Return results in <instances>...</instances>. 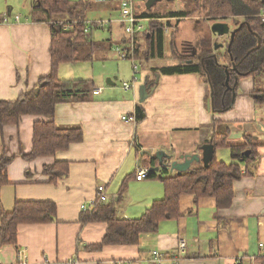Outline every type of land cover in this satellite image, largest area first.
I'll use <instances>...</instances> for the list:
<instances>
[{"label": "crops", "instance_id": "1", "mask_svg": "<svg viewBox=\"0 0 264 264\" xmlns=\"http://www.w3.org/2000/svg\"><path fill=\"white\" fill-rule=\"evenodd\" d=\"M121 2L113 6L106 0L91 1L90 9L99 5L97 10L103 16L110 12L107 9L119 10V16L94 22L85 18L89 25H94L92 29L88 27L92 37L94 28L104 29L109 25L110 38L93 37L96 42L104 43L99 75H90L87 64L79 66L80 63H94L95 58L92 62L63 64L59 68L61 79L89 83V97L84 101L58 104L54 118L60 127L81 128L83 141L72 144L55 157L27 161L22 154L32 151L34 123L43 117L24 116L18 126L4 128L6 153L14 161L7 170L10 184L0 189L1 207L11 212L16 201H50L57 205L58 220L50 224L20 225L17 247H0V264H68L72 260L77 264H151L154 251L165 255L163 264H260V259L264 261V61L261 39L249 27L243 29L245 17H233L219 21L227 23L231 31L238 30L231 43L230 36L218 37L211 32L215 21L205 17L201 7L197 9V3L186 7L185 2L176 4L164 0L150 10L164 16L162 22L173 26L166 31L164 59H168V65L159 66L154 64L157 60H145L142 62L144 67L139 68L138 64L142 63L137 62L135 74L133 62L121 59L117 52V48L127 49L128 45L120 22ZM8 5L5 1L4 7L0 6V16L8 19L7 23L0 24V100L13 102L50 73L51 29L48 24L33 20L31 3L24 14L15 13ZM141 9L140 3L136 2L137 15L149 13L148 9ZM187 10L193 11V15H169ZM16 16H20L19 22H16ZM144 24L146 28L149 21ZM242 29L240 39L249 50H243L244 54L235 58L231 49ZM188 32H195V38L191 39ZM198 40L200 43L196 45ZM221 40L226 45L220 44ZM108 41L110 43H106ZM203 42H209L212 47L207 60L202 56ZM185 43L193 48V61L184 65L202 63L208 67L214 84L230 91L227 99H232L233 106L228 111H214L209 76L162 73L165 68L180 66V58L188 56L182 49ZM173 46L177 48V56ZM221 48L225 50L224 57ZM211 66L216 70L214 74L209 71ZM228 68L231 72L255 73L245 77L235 74V82L230 85ZM124 83L134 87L126 91L122 88ZM142 85L153 86L144 102L140 101ZM94 88L103 90L95 94ZM221 101H225L224 96ZM138 106L145 114L141 121L136 120ZM223 136L225 144L212 148V141L219 138L215 141L219 143ZM233 146H244L250 151L244 156L250 158L253 152V158L236 161L242 177L233 183L234 198L228 207L220 208L213 197L184 194L179 199V217L162 221L155 233L142 234L138 245L105 246L100 251L85 249L100 243L107 230L105 223L83 226L79 221L84 212L82 205L96 199L99 186L105 187L108 201H111L126 183L122 202L116 205L117 214L124 219H138L154 202L166 196L158 167L154 170L157 178L137 180L140 168L152 172L145 165L147 160L164 152L170 158L164 159L168 174L177 175L176 171H171V163L182 162V157L200 158L190 169L210 164L212 157L217 163H236L230 152ZM55 162H68L70 172L66 179L52 185L43 175V167ZM181 240L186 241L187 248L182 257L176 258Z\"/></svg>", "mask_w": 264, "mask_h": 264}, {"label": "trees", "instance_id": "2", "mask_svg": "<svg viewBox=\"0 0 264 264\" xmlns=\"http://www.w3.org/2000/svg\"><path fill=\"white\" fill-rule=\"evenodd\" d=\"M31 16L35 22H43L51 29V71L41 78L37 86L24 92L16 101L0 100V189L10 184L7 177L9 165L14 161L8 157L4 141V128L18 126L24 116H41L43 120L34 123L32 151L22 157L27 161L38 158L55 157L58 152L66 151L72 144L81 143L84 134L78 127H60L55 123L56 107L60 103L72 100L84 101L90 95L88 82L84 80H63L59 77V68L63 64H75L79 62H92L98 51L103 50L104 43L96 42L86 32L89 25L85 20L86 13L91 7L90 2L73 0H30ZM174 1V0H172ZM171 1V2H172ZM186 7L197 3V9L201 7L202 13L211 21L219 22L233 17H245L243 29L257 34L261 39V48L264 61V22L259 15L264 10V1L259 0H184ZM153 9V7H152ZM193 11L171 13L172 17H189ZM149 13L140 14L143 19L149 20L145 31L135 38V48L127 60H131L137 66V62L149 60H162L165 58L166 29H173L170 24L162 22L164 16ZM243 29L237 35L233 43L231 54L233 57L242 56L243 50H249L242 45ZM106 43H110L109 41ZM129 43V42H128ZM203 58L209 59L212 47L209 42H203ZM183 51L188 56L181 59V64L174 68H165L163 74L200 73L208 78V67L205 64L185 66L184 63L193 61V48L188 43L183 45ZM174 55L177 56V48L173 46ZM246 54V53H245ZM245 56V55H244ZM121 58V57H120ZM122 59V58H121ZM185 66V67H183ZM138 68V66H137ZM258 71V70H256ZM255 71L242 74L239 71L230 73V85L235 82V74L240 77L250 76ZM212 85V98L214 111L223 113L232 106V99H227L231 94L227 88H221L210 80ZM154 85V84H153ZM153 87V86H152ZM149 87V88H152ZM224 92V93H223ZM223 94V95H222ZM225 98V101L221 99ZM136 120L144 119L145 114L138 106ZM222 141H212L211 147H220L225 144V136ZM248 150L244 146L230 147L232 159L241 162L253 158L244 156ZM233 163H217L212 157L211 163L200 167L191 168L181 175H169L165 168L167 160L160 164L156 157H151L145 162L152 169L148 178H157L155 168L160 169V178L164 183L166 196L154 204L138 219H124L117 214L116 205L122 202V197L127 190L126 183L122 186L115 199L107 202H98L94 209L82 212L80 223L84 226L90 223H105L106 234L103 240L95 245H88L85 249L100 251L105 246L138 245L142 234L157 232L162 221L179 217V199L184 194H195L197 198L213 197L220 208L228 207L234 198L233 183L241 179L240 165ZM70 172L68 162H55L43 167V175L48 178V183L56 185L60 180L66 179ZM57 205L50 201H16L11 212L1 207L0 201V247L14 246L18 243V229L20 225L57 223ZM260 264H264L260 259Z\"/></svg>", "mask_w": 264, "mask_h": 264}, {"label": "built area", "instance_id": "3", "mask_svg": "<svg viewBox=\"0 0 264 264\" xmlns=\"http://www.w3.org/2000/svg\"><path fill=\"white\" fill-rule=\"evenodd\" d=\"M260 19L262 22H264V10L262 13L259 15ZM16 22L20 21V16H16ZM149 21L147 19L141 18L139 15L136 14V3L134 0H122L121 2V25L123 27V30L125 32L126 38L128 40V45L127 49H121L117 48V52L119 56L122 59L128 58L130 55L133 54L134 48H135V38L137 35L143 33L145 31V22ZM8 19L6 16H0V24L7 23ZM89 29H86V32L88 33ZM168 31V29H167ZM138 71L137 66L134 64V73L136 74ZM134 87L133 84L130 83H124L122 85V88L126 91L131 90ZM102 88H94L92 90L93 93H101ZM126 119V118H124ZM151 172L147 168H140L137 171L136 178L138 181L144 180L150 176ZM108 197L105 192V187L104 186H99L97 190V197L95 200L91 202H87L82 205V210L83 211H89L91 212L95 205L98 202H107ZM187 248V243L185 240H181L179 243V254L176 258L182 257V254L185 253ZM166 259L165 255L154 251L152 253V258H151V264H163L164 260ZM68 264H77L76 260L70 261Z\"/></svg>", "mask_w": 264, "mask_h": 264}, {"label": "rangeland", "instance_id": "4", "mask_svg": "<svg viewBox=\"0 0 264 264\" xmlns=\"http://www.w3.org/2000/svg\"><path fill=\"white\" fill-rule=\"evenodd\" d=\"M2 2H0V6L1 7H4V3L5 1H8L9 5L8 6H11L13 7L15 13L18 11V12H22L23 14L24 13H27V7L30 5L31 1L30 0H1ZM86 2H90L92 1V3L96 2V1H104V0H85ZM106 2H109V4H112L113 6H115V4L117 3H120L121 0H106ZM134 2L136 3H140V6H141V10H146V4L147 2L143 1V0H134ZM174 2L177 4L178 2L179 3H184V0H174ZM112 5H109V6H112ZM99 5H95L93 9H89L88 12L86 13V17L88 18L89 21L91 22H94V21H97V20H100V19H115L117 16H119V10L115 11L114 9H107L108 11V15L105 14L103 16V14L100 12V10H97L99 9L98 8ZM116 9V8H115ZM121 9V8H120ZM156 10H154L155 12ZM29 13V11H28ZM109 13H111V15H109ZM30 15V14H29ZM106 27L104 29H96L94 28L93 31H92V35L95 39H107V38H110L111 37V34L109 32V25H105ZM189 35H190V38L191 39H194L195 38V35L194 33L195 32H188ZM196 45H199L200 41H196L195 42ZM220 44H224L226 45V42L222 41L220 42ZM223 48H221V55L222 57H224V53H225V50H222ZM102 52L101 51H98L95 55V62L94 63H80L79 66H81V64H87L85 66H87V72L90 74V75H99V72L101 71L100 70V67L103 65V62L100 61L101 60V54ZM155 65H159V66H164V65H168V59H164V60H157V62L154 63ZM139 68H143L144 67V64H138ZM260 78V77H258ZM120 81V80H119ZM1 142H0V152L2 150V146H1Z\"/></svg>", "mask_w": 264, "mask_h": 264}, {"label": "water", "instance_id": "5", "mask_svg": "<svg viewBox=\"0 0 264 264\" xmlns=\"http://www.w3.org/2000/svg\"><path fill=\"white\" fill-rule=\"evenodd\" d=\"M164 0H147V4H146V8L148 10L152 9V7L155 6V4H157L158 2H162ZM166 1H172V0H166ZM237 29L231 31L230 26L227 23L224 22H215L212 27H211V32L218 36V37H224V36H230L231 38V43L233 42L235 35L237 33ZM215 48L218 49V46H216ZM209 79L211 80V78L209 77ZM153 91V88H149L147 85H142L140 88V101L144 102L148 97L150 92ZM209 152H212V149H208ZM250 154V151H247L244 153V155L248 156ZM156 159L159 160L160 164H163L164 159H169V156L167 154H165L164 152H159L158 154H156ZM182 162H172L171 163V171H176L177 175H181L184 172H187L190 167L191 164L194 161H200V158H198L197 156H193V157H182L181 158Z\"/></svg>", "mask_w": 264, "mask_h": 264}, {"label": "flooded vegetation", "instance_id": "6", "mask_svg": "<svg viewBox=\"0 0 264 264\" xmlns=\"http://www.w3.org/2000/svg\"><path fill=\"white\" fill-rule=\"evenodd\" d=\"M207 65H208V62H207ZM214 65H215V63H214ZM217 65V64H216ZM209 71L212 73L213 72V74L215 73V71H214V67L213 66H211V68H209ZM209 73V72H208ZM226 73H227V76H228V79H230V73H231V71L229 70V68L226 70ZM210 78H211V75H208ZM213 76V75H212Z\"/></svg>", "mask_w": 264, "mask_h": 264}]
</instances>
